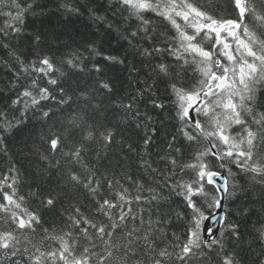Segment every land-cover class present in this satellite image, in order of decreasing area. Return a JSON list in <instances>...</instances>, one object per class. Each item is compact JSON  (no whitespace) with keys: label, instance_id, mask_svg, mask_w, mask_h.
I'll use <instances>...</instances> for the list:
<instances>
[{"label":"snow or ice","instance_id":"snow-or-ice-1","mask_svg":"<svg viewBox=\"0 0 264 264\" xmlns=\"http://www.w3.org/2000/svg\"><path fill=\"white\" fill-rule=\"evenodd\" d=\"M118 3L125 19L137 22L135 29L125 34L128 43L149 41L151 47L143 48L142 55L166 54L176 63L174 74L168 62L158 63L154 71L170 80L178 130L188 150L175 148L179 159L170 153L161 157L166 162L162 172L145 159L152 141L147 136L138 163L151 182L127 173L120 179L114 171L100 172L86 159L89 144L103 142L107 149L113 143V132L94 125L84 111L71 113L66 117L68 127L50 130L42 138L39 154L50 168L62 171L72 187L86 190L91 201L88 210L79 204L70 205L59 229H41V217L19 192L18 173L13 175L16 170L9 169V174L0 178V260L21 264L13 258L22 256L27 264H208L215 252L216 264H239L234 254L225 251L222 239L208 238L215 233L204 224L209 219L204 205L220 209L223 199L234 194L233 166L251 181L264 185V110H257L255 105L256 92L264 87V6L257 11L251 0H233L238 13L233 18L216 16L198 0ZM30 9L27 0H0V16L6 18L0 32L19 33ZM249 16L255 25L247 23ZM17 60L21 73L30 80L12 101L13 107L23 105L22 116L29 109H37L49 117V111H43L44 102L49 100L68 105L72 97L61 88L57 100L52 86L59 87L64 65L80 71L86 67L79 53H68L59 65L47 56L31 64L18 56ZM94 67L97 73L101 71ZM97 83L100 89L111 92L107 82ZM82 96L86 104L95 99L91 92ZM118 106L131 113V104ZM12 127L7 114L0 112V128L10 131ZM77 129L82 133L80 140L69 142V135ZM128 148L136 151L131 144ZM169 148H173L171 143ZM158 176L162 179L157 180ZM163 188L182 198L190 209L183 215L176 213L184 220L185 230L182 234L174 232L171 239L163 228L169 218H153L152 212L153 206L167 199ZM46 204L54 205V199L49 197ZM225 220L221 215L217 223ZM223 227L237 234L235 225L224 223ZM260 231L264 236V229ZM220 235L223 237L224 232ZM161 240L164 246L158 243Z\"/></svg>","mask_w":264,"mask_h":264},{"label":"trees","instance_id":"trees-1","mask_svg":"<svg viewBox=\"0 0 264 264\" xmlns=\"http://www.w3.org/2000/svg\"><path fill=\"white\" fill-rule=\"evenodd\" d=\"M198 2L216 16H238L233 0ZM251 2L257 11L262 10L264 0ZM27 3L31 4V9L19 25V33L5 35L0 32V112L6 113L14 125L10 131L0 128V178L14 168L16 172L12 174L18 173L20 194L27 198L30 209L41 217L40 228L59 229L70 205L79 204L87 211L91 201L86 190L72 187L62 171L50 168L40 159L42 138L50 130L68 127L66 117L71 113L84 111L94 125L114 134L113 143L107 149L103 142L89 144L86 153L89 163L96 165L100 172L108 169L111 174L114 171L120 179H123L122 173H127L134 179L151 182L138 163L143 140L147 136H151L152 141L148 149L150 155L145 159H150L162 172L166 162L161 157L170 153L179 159L175 148L188 150L187 141L178 130L170 80L154 71L158 63L168 62L174 74L176 63L166 54L142 55L143 48L151 47L149 41L139 40L135 45L128 43L125 34L134 30L137 22L124 18L126 13L119 10L118 0H27ZM12 13L15 15V10ZM5 21L6 18L0 16V29ZM247 23L252 26L257 22L249 16ZM68 53L81 54L82 66H86L84 71H80L64 65L65 74L60 77L59 87L52 86L57 100L61 88L72 97L69 104L60 105L49 100L44 102L43 108V111H49V117H43L42 111L37 109H29L22 116L20 109L23 105L13 107L12 101L30 80L21 73L17 56L28 64L47 56L59 65ZM110 56L116 59H106ZM94 66H99L101 71L97 73ZM98 81L107 82L111 92L100 89ZM94 88L97 91H93ZM83 92H91L95 99L86 104ZM119 104H131V113L120 108ZM255 105L257 110H264V87L258 88ZM17 120L20 123L17 124ZM81 135L78 129L73 130L69 142L79 141ZM170 143L173 145L171 149ZM129 144L136 151H131ZM233 169L236 188L234 194L226 198L224 223L235 225L237 234L233 235L232 229L225 230L222 226L217 238L223 240L225 251L234 254L239 264H264V236L260 231L264 229V185L251 181L235 166ZM155 186L160 187L159 184ZM162 193L167 199L158 207H152L153 218H169L163 228L171 239L174 232L182 234L185 230L184 220L176 213L183 215L190 209L182 198L167 188H163ZM49 197L54 199L52 206L46 204ZM214 210L204 205L206 216ZM221 231L224 232L223 237ZM158 243L164 246L165 241ZM13 259L27 264L22 256ZM217 260L216 253L212 252L208 264H216ZM0 264H7V261L0 260Z\"/></svg>","mask_w":264,"mask_h":264},{"label":"water","instance_id":"water-1","mask_svg":"<svg viewBox=\"0 0 264 264\" xmlns=\"http://www.w3.org/2000/svg\"><path fill=\"white\" fill-rule=\"evenodd\" d=\"M221 195L223 196V194H221ZM225 204H226V198L223 199V207L220 209L215 208L214 212L212 214L208 215L209 219L204 221V224L207 225V227L210 229V231L215 233V236L209 235L208 236L209 239L217 238V236H218V234H219V232L223 226L224 221L221 223H217V221L219 220V217L221 215L225 216ZM202 227H203V225H202Z\"/></svg>","mask_w":264,"mask_h":264}]
</instances>
